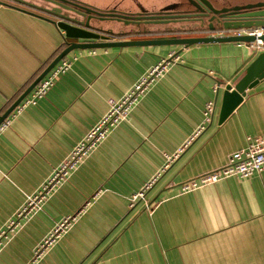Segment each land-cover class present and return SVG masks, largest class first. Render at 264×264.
<instances>
[{
	"label": "crops",
	"instance_id": "1",
	"mask_svg": "<svg viewBox=\"0 0 264 264\" xmlns=\"http://www.w3.org/2000/svg\"><path fill=\"white\" fill-rule=\"evenodd\" d=\"M0 1L2 114L65 40L48 20L21 10L36 12L32 7ZM79 1L135 9L132 0ZM139 1L148 9L170 2ZM162 37L172 36L133 39ZM261 51L245 43L207 42L66 54L76 57L69 70L36 104L13 110L0 132V232L105 113L108 99L121 97L169 53L177 59L42 211L18 221L7 234L0 264H264V170L246 180L230 177L180 192L185 182L225 165L248 137H264V77L218 123L225 85L233 86ZM209 100L215 101V112L205 124ZM159 171L145 202L130 207L129 197ZM67 217H75L69 230L34 261L35 248Z\"/></svg>",
	"mask_w": 264,
	"mask_h": 264
},
{
	"label": "water",
	"instance_id": "2",
	"mask_svg": "<svg viewBox=\"0 0 264 264\" xmlns=\"http://www.w3.org/2000/svg\"><path fill=\"white\" fill-rule=\"evenodd\" d=\"M13 1L32 7L36 12L17 8L48 20L59 32H63L65 47L51 60L23 93L0 114V124L37 83L73 49L149 45H181L182 47H188L192 44L207 42H251L255 39L251 35L220 36L211 34L206 36H173L144 39H133V36L168 35L178 31L180 33H196L214 32L220 29L264 27V2L218 9L203 0L205 7L209 11L220 14V16H216V26L203 27L201 23L191 24V22H197L199 19H189V15L186 14H169L168 17H140L137 16L138 14L130 15L113 9L98 8L79 0H36L34 3L29 0ZM251 8H255V10L242 14L236 12L241 9ZM227 11L231 12L228 15L224 14ZM212 18L201 20L203 23L206 21L210 22ZM260 38L264 41V34ZM78 39L94 41L79 42L77 41ZM263 77L264 51H261L246 67L244 75L233 86L230 84L225 85L218 112V123H222L235 110L242 102L246 90L253 87Z\"/></svg>",
	"mask_w": 264,
	"mask_h": 264
},
{
	"label": "built area",
	"instance_id": "3",
	"mask_svg": "<svg viewBox=\"0 0 264 264\" xmlns=\"http://www.w3.org/2000/svg\"><path fill=\"white\" fill-rule=\"evenodd\" d=\"M264 34V27H243L237 29H223L219 32L220 36H238L251 35L255 39L245 43L249 47L262 50L264 49V41L260 38ZM72 58L63 57L30 91V93L15 107L16 112H20L29 105H34L44 97L53 87L57 79L66 73L72 63ZM177 59V54L171 52L166 58H162L146 70L137 81L118 99H108V107L105 113L88 129L83 137L74 145L67 157L56 167L51 176L44 184L32 195L26 197L21 209L16 214L17 220H12L7 224L5 230L0 232V251L4 247L7 234L14 231L19 226V220H25L33 217L42 211L44 205L50 199L51 195L69 178V176L77 170V167L88 157L102 141L122 122L126 121L146 94L148 89L161 77L169 65ZM215 112V101L209 100L203 108V122L209 123ZM9 123L6 118L0 124V132ZM194 136V135H193ZM192 139V137L190 138ZM189 139V140H190ZM188 142V141H187ZM264 170V137H248V143L245 148L234 151L229 155L225 165L218 170L198 176L191 179L180 186V192L185 193L193 191L201 186L210 185L226 178H236L246 180L260 174ZM160 171L145 184L137 193L129 197V206L134 207L138 201L145 202L146 192L152 187ZM146 208L151 205L146 203ZM75 217L64 218L59 222L47 235L45 240L39 244L34 250V261L41 258L43 253L49 249L62 234L66 233L72 225Z\"/></svg>",
	"mask_w": 264,
	"mask_h": 264
},
{
	"label": "flooded vegetation",
	"instance_id": "4",
	"mask_svg": "<svg viewBox=\"0 0 264 264\" xmlns=\"http://www.w3.org/2000/svg\"><path fill=\"white\" fill-rule=\"evenodd\" d=\"M31 2H36V0H29ZM135 2V9L134 10H128V9H119L116 6L108 8L116 10L117 12L124 13V14H132L140 16V17H148V16H161V17H168L169 14L171 15H181L186 14L189 15V19H199L197 22H191L193 23H201L203 24V27H210L211 25L216 26V16H220V14H216L213 11H209L207 7L204 5V1L202 0H170L167 4L155 9H148L145 8L139 0H132ZM208 3H210L215 8H232V6L235 5H245L249 3H257V2H264V0H244L243 2H229V0H206ZM255 10V8L251 9H241L236 12L242 14L247 11ZM231 11L224 12V14H229ZM212 18L210 22H202L201 19H209ZM223 29L211 32H196V33H180L174 32L170 33L168 35L170 36H185V37H192V36H206V35H217L219 32H221ZM136 37V36H133Z\"/></svg>",
	"mask_w": 264,
	"mask_h": 264
},
{
	"label": "rangeland",
	"instance_id": "5",
	"mask_svg": "<svg viewBox=\"0 0 264 264\" xmlns=\"http://www.w3.org/2000/svg\"><path fill=\"white\" fill-rule=\"evenodd\" d=\"M229 2H243L244 3V0H229Z\"/></svg>",
	"mask_w": 264,
	"mask_h": 264
},
{
	"label": "trees",
	"instance_id": "6",
	"mask_svg": "<svg viewBox=\"0 0 264 264\" xmlns=\"http://www.w3.org/2000/svg\"><path fill=\"white\" fill-rule=\"evenodd\" d=\"M59 52H60V51H58L57 54H58ZM57 54H56V55H57Z\"/></svg>",
	"mask_w": 264,
	"mask_h": 264
}]
</instances>
